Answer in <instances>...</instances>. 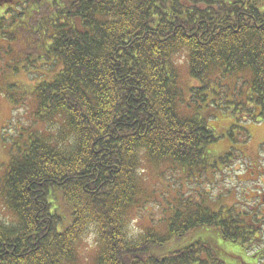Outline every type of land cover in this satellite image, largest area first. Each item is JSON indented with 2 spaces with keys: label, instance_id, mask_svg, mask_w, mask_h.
Listing matches in <instances>:
<instances>
[{
  "label": "trees",
  "instance_id": "trees-1",
  "mask_svg": "<svg viewBox=\"0 0 264 264\" xmlns=\"http://www.w3.org/2000/svg\"><path fill=\"white\" fill-rule=\"evenodd\" d=\"M37 4L46 12L31 49L43 57L35 72L42 80L28 93L34 125L19 128V146L0 175L12 217H0V264L71 263L89 229L96 264H231L219 253L223 242L238 246L240 264H262L264 239L248 253L257 214L233 212L235 204L213 211L202 190L177 192L172 202L156 190L171 212L165 232L131 239L126 230L131 211L155 193L140 171L145 160L170 163L179 173L171 180H198L216 168L207 149L218 139L211 117L245 111L261 121L253 115L260 108L264 118V0ZM180 55L199 87L180 86ZM197 229H212L217 239L155 253Z\"/></svg>",
  "mask_w": 264,
  "mask_h": 264
},
{
  "label": "rangeland",
  "instance_id": "rangeland-1",
  "mask_svg": "<svg viewBox=\"0 0 264 264\" xmlns=\"http://www.w3.org/2000/svg\"><path fill=\"white\" fill-rule=\"evenodd\" d=\"M37 2L38 0H0V175L7 168L13 144L19 146L17 144L19 128L30 126L34 120L35 102L28 93L29 90L32 91L34 84L42 80L35 75V72L43 57L34 54L38 42L34 45L36 35L33 32H35L34 27L39 16L46 12L45 7H38ZM29 14L32 15L30 20ZM44 42L46 43V37H43L39 44ZM32 46L35 49H31ZM23 50L25 53H31L30 58L23 56ZM176 65L182 88L188 85L195 87L201 85L200 81L189 79L185 55L177 57ZM47 68L50 73L52 69L56 70L53 65ZM42 73L47 74L48 72L42 70ZM188 95L190 91L188 93L187 88L184 98L188 99ZM260 113L261 109L258 108L253 115L261 121H252V114L245 111H239L235 117L221 113L216 114V117H211L210 124L216 128L213 129L218 139L209 144L207 149L211 158L213 156L216 168L198 180L179 179L182 183V189L179 191L174 188L177 187L179 181L176 178V180H171L179 173L170 163L165 162L156 166L145 160L140 171L144 177L146 189L153 188L155 193L148 195L149 203L131 211L126 230L128 236L134 239L147 229L157 233L165 232V225H168L171 212L165 203L167 199L159 196L168 194L166 195L167 201L172 202L177 192L188 194L193 190H202L206 194L207 204L213 207L211 208L213 211L224 207L222 209L224 213L228 206L235 204L233 212L242 210L257 214L259 223L254 228L256 240L253 242L254 245L248 246V253L256 250L264 239V118H261ZM57 120L58 118L54 117L52 123L48 125L56 123ZM157 174L171 181L166 182ZM166 183L172 185H166ZM156 190L160 191L157 193L158 199L155 200ZM157 204H159L158 207ZM0 217L5 220L12 219L1 199ZM216 239V231L197 229L188 235L172 239L165 247L156 249L155 253L167 254L195 241L207 242ZM237 248L235 243L229 247L223 242L218 250L220 255L228 256L231 264H240L236 256L243 257L244 255L237 253ZM96 255V236L92 229H89L78 243L76 259L67 264H96ZM263 261L261 260L262 264Z\"/></svg>",
  "mask_w": 264,
  "mask_h": 264
}]
</instances>
